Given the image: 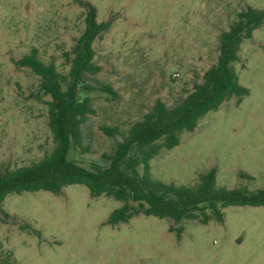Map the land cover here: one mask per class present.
Here are the masks:
<instances>
[{"label":"rangeland","instance_id":"rangeland-1","mask_svg":"<svg viewBox=\"0 0 264 264\" xmlns=\"http://www.w3.org/2000/svg\"><path fill=\"white\" fill-rule=\"evenodd\" d=\"M87 3L99 22L110 23L94 40L100 70L90 81L118 93L80 91L96 112L82 126L86 148L72 147L68 159L89 168L106 165L103 153L122 138L103 125L126 133L158 100L177 104L217 63L220 35L238 12L264 7V0H0L1 171L38 161L54 147L50 96L41 92L39 75L15 61L37 47L43 61L69 73ZM234 64L249 94L208 112L178 145L152 158L153 178L194 185L216 168L220 187H264V26L243 40ZM122 204L94 197L80 183L59 194L10 193L8 214H0V264H264V205H231L224 221L207 224L140 214L111 225L112 210ZM171 226L184 227L181 238Z\"/></svg>","mask_w":264,"mask_h":264},{"label":"trees","instance_id":"trees-1","mask_svg":"<svg viewBox=\"0 0 264 264\" xmlns=\"http://www.w3.org/2000/svg\"><path fill=\"white\" fill-rule=\"evenodd\" d=\"M87 7L86 28L72 49L69 73L61 72L54 62L43 61L37 47L15 61L18 67H30L39 75L41 92L50 96L46 103L54 147L31 164L0 170V214H8L3 203L10 193L48 190L59 194L64 187L76 183L85 184L94 197L104 195L122 201L109 216L111 225L128 222L140 214L207 224L212 220L224 221V209L228 206L264 205V187L255 190L245 186L220 187L216 168L200 174L194 185L165 182L151 174L152 158L163 149L178 145L181 133L194 130L208 112L225 101L236 96L241 102L249 94L234 63L240 60L243 40L264 26V7L248 6L238 12L235 22L220 35L217 63L205 71L202 81L195 83L193 90L177 104L169 106L158 100L126 133L118 125H103L104 133L122 138L117 139L112 152L103 153L106 165L96 163L90 168L68 159L72 147L86 148L82 126L96 112L92 97H81L80 91L97 90L113 96L118 93L110 83L90 81V75L100 70L94 61V40L110 23L97 20V9L92 3H87ZM170 230L181 238L184 227L171 226Z\"/></svg>","mask_w":264,"mask_h":264}]
</instances>
